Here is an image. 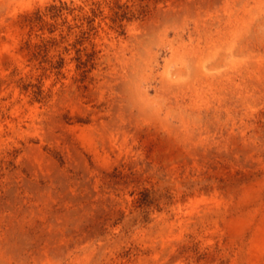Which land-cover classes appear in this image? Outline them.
I'll list each match as a JSON object with an SVG mask.
<instances>
[{
	"label": "rangeland",
	"instance_id": "374dc122",
	"mask_svg": "<svg viewBox=\"0 0 264 264\" xmlns=\"http://www.w3.org/2000/svg\"><path fill=\"white\" fill-rule=\"evenodd\" d=\"M0 264H264V0H0Z\"/></svg>",
	"mask_w": 264,
	"mask_h": 264
},
{
	"label": "trees",
	"instance_id": "16d2710c",
	"mask_svg": "<svg viewBox=\"0 0 264 264\" xmlns=\"http://www.w3.org/2000/svg\"><path fill=\"white\" fill-rule=\"evenodd\" d=\"M63 8H65V4L64 3H62V4L58 5V6L50 5L48 9L50 11H52V15L51 16L58 17V16H61ZM42 17H43V15L38 13L37 16H36V20L37 21H42V19H43ZM54 43H55V40L54 39H50V40H43L41 42V44H36L35 45V47H36L35 54L36 53L37 54L43 53V54H41V56L45 57L46 51H47V45L54 44ZM77 58H78V68H81V67L83 68L86 65L87 60L86 61H81L80 56H78ZM42 61H45V62L48 63V66H49L48 69H50V68L58 69V68H60L63 60H62V57H58V59L55 60V61H52L51 59H43Z\"/></svg>",
	"mask_w": 264,
	"mask_h": 264
},
{
	"label": "bare ground",
	"instance_id": "6f19581e",
	"mask_svg": "<svg viewBox=\"0 0 264 264\" xmlns=\"http://www.w3.org/2000/svg\"><path fill=\"white\" fill-rule=\"evenodd\" d=\"M86 127V126H85ZM120 127V126H119ZM119 127H117V128H119ZM88 128V127H87ZM109 128V127H108ZM121 129V128H120ZM80 130V129H79ZM121 130H123V129H121ZM80 132H85V128L84 129H81L80 130ZM117 132V131H116ZM122 132V134H125V129L123 130V131H121ZM40 154V153H39ZM38 155V154H37ZM42 155V154H41ZM43 157V156H42ZM40 158V157H39Z\"/></svg>",
	"mask_w": 264,
	"mask_h": 264
}]
</instances>
